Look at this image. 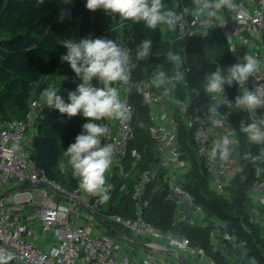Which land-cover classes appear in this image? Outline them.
Returning <instances> with one entry per match:
<instances>
[{
	"label": "built area",
	"instance_id": "1",
	"mask_svg": "<svg viewBox=\"0 0 264 264\" xmlns=\"http://www.w3.org/2000/svg\"><path fill=\"white\" fill-rule=\"evenodd\" d=\"M204 2L205 0H202V5ZM234 2L236 9H222L217 11L215 16H208L207 10L197 15L194 0H173L174 11L179 19L176 25L178 37L171 40V43L183 42V54H179L181 61L179 65L174 64L175 72L169 77L180 72L183 79L173 80L171 84L161 88L153 87L152 78L163 69L160 65L153 71L152 76L143 80L142 104L149 109V135L158 162L144 171L139 182L133 187L131 198L135 204L134 217L111 215L105 219L114 227L129 231V235L141 243L142 238H145L146 242L143 244L147 247L140 246L133 239L124 236L116 241L101 229L100 223H105L102 220L100 222L96 216L99 214L93 211L92 195L80 187L79 177L73 174L71 165L70 177L76 185L74 189L49 178L46 172L37 166L32 158V138L36 131L35 125L42 117L43 92L32 101L25 118L9 120L0 127V255L11 254L12 259L8 260L7 264H173L165 255L166 252L175 253L171 248L181 250L199 264H219L191 239L175 231H161L148 222L146 215L151 203L148 195L150 184L155 185L154 191L162 186L167 187L168 198L176 205V221L210 229L211 240L217 238L216 251L220 250L222 243H229L232 250H245L246 252H242L243 257L250 256L247 243L239 240L230 225L209 214L201 204L195 202L194 197L185 188L186 176L192 165L179 133L181 124L187 125L196 156L206 164L210 188L222 193L241 170L238 161V140L230 124L220 116L223 93L212 95L207 92L201 94L199 90L195 93L189 92L190 66L185 44L190 39L204 38L214 30L219 31L235 55L233 64L242 62L246 54L256 56L261 63L260 70L250 77L248 82L238 86L240 94L244 88L264 87V0ZM113 17L116 19L114 29L121 33L117 43L129 53L132 79L133 70L138 66V60L133 59L129 45L130 41H133V29L128 20ZM126 32L131 35L125 37ZM130 83L131 80L128 85L122 87V92L123 88H129ZM177 83L187 93L183 104L177 101ZM123 97L132 108L130 120L97 122L109 127V133L102 137V144H111L113 148L112 165L105 178L110 177L111 173L113 176V171L127 158L132 161L133 166L141 160L140 152L134 147L136 128L130 93L123 92ZM249 115L251 121L264 119V109H258ZM178 116L183 117L182 123ZM224 135L233 138L229 159L221 161L217 156L213 160L209 156L213 141ZM260 155L261 165L256 169V180L247 195L254 206L250 209L251 219L262 229L264 240V144ZM24 185H32L35 188L47 186L63 201L54 200L47 189H41L38 193L33 190L14 191L2 197L8 190ZM73 206L77 209L78 217L75 223L70 219ZM25 207L32 208V216L36 218L42 231L50 233L54 243L49 250L33 241L36 227L23 219ZM80 207L91 211L99 223L92 220L89 223L82 222ZM140 248L143 255L138 250Z\"/></svg>",
	"mask_w": 264,
	"mask_h": 264
},
{
	"label": "trees",
	"instance_id": "2",
	"mask_svg": "<svg viewBox=\"0 0 264 264\" xmlns=\"http://www.w3.org/2000/svg\"><path fill=\"white\" fill-rule=\"evenodd\" d=\"M163 2L166 8L174 11L173 0H163ZM71 3L79 20L78 29L75 31L70 30L66 22L51 23L65 6L62 0H44L42 5L38 0H0V89L10 103V112L22 114L19 117H9L5 122L25 118L32 101L47 89L46 79L55 72L62 74L63 67L67 71L70 70V74L59 84L57 95L68 99L67 93L76 89L80 82L79 78L69 63L62 62L60 59L67 52L60 45L62 40L60 38L65 37V39L78 42L86 36H91L92 38L113 39L117 42V39L121 37L120 31L114 29L116 19L113 15H108L103 10L89 11L85 6L86 0H72ZM128 21L134 34L133 41L129 43L133 59L138 60L136 52L142 40L151 39L153 48L147 59L138 60V66L133 70L129 86L136 128L134 147L140 152L141 160L134 166L130 159L124 160L122 165L113 171L114 176L107 183L112 186L109 198H112L113 201L108 211L122 218L134 217L135 204L131 198L133 187L139 182L142 173L150 169L153 163L158 162L149 135V109L142 104V95L136 91L135 85L142 87L143 80L152 76L153 71L160 65L163 67L162 71L168 76L174 74V64L166 59V53L171 49L177 54H183V42L171 43V40L178 37L177 27L174 31L168 30L166 26L149 30L142 22ZM126 33L125 37L131 35ZM185 46L190 66L188 74L190 93L199 90L201 94H205L204 85L210 72L217 68L226 72L235 62V55L226 38L217 30L209 33L207 37L190 39ZM238 86L235 83L232 86L225 85L220 107V116L230 124L237 137L238 161L241 167V170L224 189L228 196L210 188L206 164L196 156L189 129L182 123L183 117L178 116L182 123L179 130L181 142H183L187 158L192 165L186 176L185 188L194 197L195 202L201 204L209 214L228 223L239 240L247 243L250 256L256 258L258 264H264L262 229L251 219L252 205L247 195L256 180V169L261 165L260 149L263 144L257 145L248 142L246 136L240 132L241 120L251 122L247 111L232 110L231 115H225L229 109L224 104V96L226 95L228 100L234 102L235 97L240 95ZM176 91L178 93L177 101L179 104H183L187 95L185 89L177 83ZM64 119L65 116L58 115L57 110L53 108L47 107L42 111V117L35 125L36 131L32 138V158L49 178L60 182L69 189H74L76 185L70 174L63 176L58 165L65 159V150L75 141L76 135L81 132L82 125L87 120L82 115L74 117V124L71 127L67 126L66 142L61 143L54 133L53 125L55 122H63ZM245 153H251V157L245 159ZM118 172L121 175L119 182L125 186L124 193H120L119 188L113 186L114 181L118 178ZM154 189V184L148 186L151 203L146 219L149 223L161 231H175L177 234L191 239L203 247L206 254L217 263L231 264L220 252H215L209 228L190 226L185 222L176 221V205L168 198L166 186H162L156 191ZM97 198L99 199V208H101L105 200H102L100 196ZM115 228H112L114 233ZM124 232L129 234L127 230Z\"/></svg>",
	"mask_w": 264,
	"mask_h": 264
},
{
	"label": "clouds",
	"instance_id": "3",
	"mask_svg": "<svg viewBox=\"0 0 264 264\" xmlns=\"http://www.w3.org/2000/svg\"><path fill=\"white\" fill-rule=\"evenodd\" d=\"M42 5L44 0H38ZM72 0H62L70 4ZM196 13L200 15L207 10L208 16H215L222 9L237 8L234 0H194ZM202 5V6H201ZM89 11L103 10L108 15L118 16L122 20L143 23L149 30L166 26L174 31L179 19L176 12L166 8L163 0H86ZM60 45L67 49L60 59L69 63L71 69L79 78L74 91L67 93V102L57 95L58 89L48 88L42 93L45 104L58 110L69 119L82 115L87 120L82 130L76 135L75 141L65 150L73 174L79 177L80 187L89 195L100 196L102 200L109 199L111 185L106 183L105 174L112 165L113 148L111 144H102V137L109 133V127L98 121H128L132 117V108L125 101L123 92H131V88H123L131 80L132 65L128 51L115 40L104 37L92 38L86 36L78 42L72 39H62ZM153 41L144 39L140 42L136 52V59L145 60L152 52ZM166 59L179 65L181 57L171 49L166 53ZM261 63L252 54H246L243 61L231 65L226 72L220 69L210 72L206 78L204 89L208 94L224 93L225 85L233 83L243 85L250 77L260 70ZM183 79V74L177 72L169 77L164 71L154 75L151 85L161 88L171 84L173 80ZM136 91L142 93L144 89L135 85ZM167 91V89H166ZM224 104L229 109L225 115H231L232 110L255 113L264 109V87L253 89L244 88L242 94L235 97L234 102L224 96ZM240 132L252 144H264V119L251 122L240 121ZM233 138L227 135L213 141L209 156L221 161H227L230 156V146ZM251 157L245 153L244 158ZM254 159V157H252ZM12 259L11 254L0 255V264H7ZM253 264H256L253 259Z\"/></svg>",
	"mask_w": 264,
	"mask_h": 264
},
{
	"label": "rangeland",
	"instance_id": "4",
	"mask_svg": "<svg viewBox=\"0 0 264 264\" xmlns=\"http://www.w3.org/2000/svg\"><path fill=\"white\" fill-rule=\"evenodd\" d=\"M58 21V22H66L69 25V29L70 30H77L78 29V17L77 14L75 12L74 6L72 5V3L70 4H65V6L58 12V15L51 21V23ZM60 39H65V37H62ZM1 40V38H0ZM62 46V45H61ZM62 48H64L62 46ZM66 49V48H65ZM67 50V49H66ZM0 51H1V47H0ZM63 53V50L61 52V54ZM70 74V70H66L65 67H63V71L62 74L60 73H52L47 79H46V84H47V89L48 88H52V89H58L59 84ZM39 97V96H38ZM64 100L67 102V98H64ZM42 101V111L47 108L48 106L45 104L44 102V97L41 99ZM58 115L60 114L57 110ZM22 114H13V112H10V103L6 100L2 89H0V126L5 122V120L7 118H12V117H19ZM65 119L63 122H55L53 125L54 128V133L56 134V137L58 138V140L61 143H65L66 142V137L68 134V128L67 126H72L74 124L73 122V118L69 119L67 117V115L65 114ZM68 158L65 157V159H63L60 164L58 165L59 170L62 172L63 176L68 174ZM112 173L110 175V177L106 178V183L109 182V180L111 178H113ZM64 179V178H63ZM119 180H121V175L120 172H118V178L116 181H114L113 186L114 187H118L119 188V192L120 193H124L125 192V186L122 185ZM119 182V183H118ZM124 186V187H123ZM36 191V190H35ZM38 192V191H37ZM36 192V193H37ZM222 194L224 196H228V193H226V191H223ZM99 196H92V206H93V211H96V214H99L101 217L105 218L108 216L113 215L112 213H109V209H110V205L113 203L112 198H109L107 200H105V202L103 203V206L101 208H99V199L97 198ZM252 205V203H251ZM254 207V206H252ZM75 206L72 207L73 212L70 216L71 222L75 223L78 221V217L76 215L77 209L75 208ZM80 214L82 215V222H88L90 220H92V222L94 223H99V220L97 217L93 216L91 211H87V209H84L82 207ZM177 212H175L176 214ZM220 220V219H219ZM101 222V220H100ZM101 225V229H103L104 231H106L107 233L110 234V236L116 240L119 241L121 239V235L117 234L115 235L114 230L105 224L100 223ZM235 231V230H234ZM233 232V231H232ZM235 234V232H233ZM143 243L146 242L145 238H142L141 240ZM154 242H156V240H153ZM222 242V241H221ZM212 246L217 248L218 247V243H217V238H213L212 239ZM220 250H217L215 252H220L224 258L226 259L227 262L231 263V264H253V259L255 260L256 264H258L257 259L256 258H251L252 256H245L243 257L242 252H246L245 250H232V247L229 243H222V245L219 248ZM141 254L143 255V251L142 249H138ZM170 250H174L175 253H165L166 257L172 261L173 264H199L195 259L187 256L184 252H182L181 250H178L177 248H171ZM249 250V249H248ZM146 251V250H144ZM146 253V252H145Z\"/></svg>",
	"mask_w": 264,
	"mask_h": 264
},
{
	"label": "crops",
	"instance_id": "5",
	"mask_svg": "<svg viewBox=\"0 0 264 264\" xmlns=\"http://www.w3.org/2000/svg\"><path fill=\"white\" fill-rule=\"evenodd\" d=\"M232 128V127H231ZM233 131V129H232ZM234 132V131H233ZM235 134V132H234ZM236 136V135H235ZM261 156V155H260ZM240 169V167H239ZM116 170V169H115ZM68 173L70 174V164L68 165ZM44 190L46 188L44 187H37V188H33L32 190L36 193L39 190ZM36 190V191H35ZM47 192L49 193V195L56 201H63V199L61 197H58L52 190L47 189ZM38 193V192H37ZM100 216V215H99ZM25 221L30 222L32 225H34L36 227V234L34 236L33 241H35L40 247L44 248L45 250H49L50 247L52 246V244L54 243L53 239L50 236V233H46L44 231H42V229L40 228L39 224L36 221V218H33L32 216V208L30 207H25V215L23 218ZM112 228V227H111ZM120 229V228H119ZM114 230V229H113ZM122 230V229H121ZM124 231V230H123ZM115 233H118L117 231H115ZM120 234V233H118ZM122 236V235H121ZM141 246V245H140Z\"/></svg>",
	"mask_w": 264,
	"mask_h": 264
},
{
	"label": "water",
	"instance_id": "6",
	"mask_svg": "<svg viewBox=\"0 0 264 264\" xmlns=\"http://www.w3.org/2000/svg\"><path fill=\"white\" fill-rule=\"evenodd\" d=\"M42 187H44V188H46V189H50V188H48L47 186H42ZM33 188H35V187L32 186V185H24V186H20V187H17V188H13V189H11V190H8V191H7L2 197H5V196H6L7 194H9L10 192L20 191V190H32ZM50 190H51V189H50ZM82 208H84V207H82ZM84 209H85V208H84ZM96 216H97L99 219H101L106 225H108V226L114 228V225H113L110 221L106 220L105 218H103V217H101V216H99V215H96ZM115 229H116V231H117L118 233H120V235H122V236H124V237H126V238H129V239H133V241L136 242V243H138L139 245L147 247L145 244L139 242V241L136 240L135 238H132L129 234H127V233L124 232L123 230H121V229H119V228H117V227H116ZM170 253H174V252L171 251Z\"/></svg>",
	"mask_w": 264,
	"mask_h": 264
}]
</instances>
